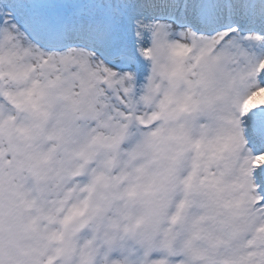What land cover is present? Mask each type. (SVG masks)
Masks as SVG:
<instances>
[{
  "label": "snow or ice",
  "instance_id": "6c2138e0",
  "mask_svg": "<svg viewBox=\"0 0 264 264\" xmlns=\"http://www.w3.org/2000/svg\"><path fill=\"white\" fill-rule=\"evenodd\" d=\"M0 264H264V0H0Z\"/></svg>",
  "mask_w": 264,
  "mask_h": 264
}]
</instances>
